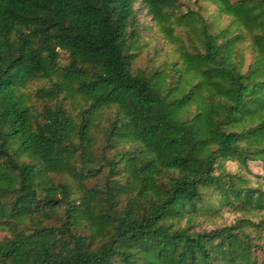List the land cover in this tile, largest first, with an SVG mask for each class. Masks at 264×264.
<instances>
[{
  "label": "trees",
  "instance_id": "1",
  "mask_svg": "<svg viewBox=\"0 0 264 264\" xmlns=\"http://www.w3.org/2000/svg\"><path fill=\"white\" fill-rule=\"evenodd\" d=\"M0 233V264H264V0H0Z\"/></svg>",
  "mask_w": 264,
  "mask_h": 264
},
{
  "label": "rangeland",
  "instance_id": "2",
  "mask_svg": "<svg viewBox=\"0 0 264 264\" xmlns=\"http://www.w3.org/2000/svg\"><path fill=\"white\" fill-rule=\"evenodd\" d=\"M256 6H257L256 3H252V2L244 3L240 5L239 9L242 10V12H249L252 8H255ZM214 9H215L214 6L210 7L211 11ZM140 20H141V23L144 25V27L147 28V30L144 32L146 33L147 36H151L157 33L158 29L155 26V23L152 20V17L148 14L147 10H144L141 12ZM158 37L160 36L158 35ZM156 42H158L159 44H165V41L162 38V36L160 38H156ZM1 238H2V234L0 233V240Z\"/></svg>",
  "mask_w": 264,
  "mask_h": 264
}]
</instances>
